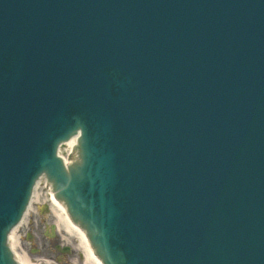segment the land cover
<instances>
[{
	"label": "water",
	"instance_id": "obj_1",
	"mask_svg": "<svg viewBox=\"0 0 264 264\" xmlns=\"http://www.w3.org/2000/svg\"><path fill=\"white\" fill-rule=\"evenodd\" d=\"M42 172L103 264H264V0H0V264Z\"/></svg>",
	"mask_w": 264,
	"mask_h": 264
},
{
	"label": "bare ground",
	"instance_id": "obj_2",
	"mask_svg": "<svg viewBox=\"0 0 264 264\" xmlns=\"http://www.w3.org/2000/svg\"><path fill=\"white\" fill-rule=\"evenodd\" d=\"M75 145H76V137L71 138L65 145L64 149L62 147L60 148L59 155L62 157L63 151L67 153V155L64 157L65 163H67L69 160L68 157L71 156L75 151ZM68 156V157H67ZM45 180L41 178L38 180L36 186H35V194L32 196V201L29 203L26 212L18 226L15 227L14 230L11 231L8 244L12 251H14L15 247L18 244V239L16 237L17 229L22 223L26 222L27 216L30 214V211H32L33 204L35 202L39 201V195L38 191L42 190L44 186H41L42 183H44ZM45 201L49 202L51 214L53 216V219L55 221V224L58 229H62L65 231L69 236L75 237L79 239V247L82 250L84 264H102V261L95 255L94 251L92 250V247L89 243H87V237L85 235V232L80 229L79 227L73 226L72 221L70 220L65 206H62V202L53 200V191L49 190L47 192V195L45 197ZM16 261L19 264H32L28 260V258L25 256L24 253H15Z\"/></svg>",
	"mask_w": 264,
	"mask_h": 264
},
{
	"label": "rangeland",
	"instance_id": "obj_3",
	"mask_svg": "<svg viewBox=\"0 0 264 264\" xmlns=\"http://www.w3.org/2000/svg\"><path fill=\"white\" fill-rule=\"evenodd\" d=\"M47 192H48V187H44L42 190L38 191L39 201L35 202L33 204L32 211H30V214L27 216V219H26L27 221L24 222L19 227L18 231L16 232V237L18 239V244L14 249L16 251V253H21L22 249L20 247H22L23 250H27L28 244L25 242L23 235L26 231H28V229L30 231H37L38 232V230H36L34 227V225L36 224V222H34L35 220L40 219V220L45 221V222L41 221V223L45 226L46 232H47V229L49 228L48 223L53 221L52 219H50L51 215H50L49 207H48V205L50 206V204H47L46 201L43 202L44 201L43 199H45ZM41 203L47 204L45 207L46 211H44L45 212L44 214L42 213L44 210L43 209L44 204L42 205ZM37 208H38V213L35 214V211ZM42 231H44V230L41 228V232ZM56 243L66 245V246L70 247V249H71V253L68 256H64L63 258H61L62 262L60 264H84L83 263L84 260L82 257V250L79 247V239L72 237V236H69L65 231L60 229L57 231ZM33 253L34 252H30L28 254L30 259H31V262L33 264H55V261L53 260V258L43 256L41 254L35 255ZM52 254L56 255L54 252H52ZM43 259L48 260V262H46Z\"/></svg>",
	"mask_w": 264,
	"mask_h": 264
},
{
	"label": "flooded vegetation",
	"instance_id": "obj_4",
	"mask_svg": "<svg viewBox=\"0 0 264 264\" xmlns=\"http://www.w3.org/2000/svg\"><path fill=\"white\" fill-rule=\"evenodd\" d=\"M51 241L52 240H50V241H44V242H40V243H43V244H41V246L43 247V248H52V247H54V245L53 244H51ZM46 250V249H45ZM44 250V251H45Z\"/></svg>",
	"mask_w": 264,
	"mask_h": 264
}]
</instances>
